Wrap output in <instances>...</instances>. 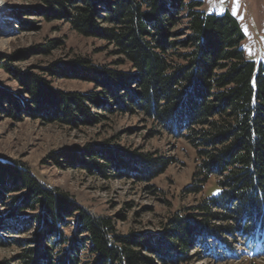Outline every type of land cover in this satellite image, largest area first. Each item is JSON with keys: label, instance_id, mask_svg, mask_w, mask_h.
I'll use <instances>...</instances> for the list:
<instances>
[{"label": "trees", "instance_id": "16d2710c", "mask_svg": "<svg viewBox=\"0 0 264 264\" xmlns=\"http://www.w3.org/2000/svg\"><path fill=\"white\" fill-rule=\"evenodd\" d=\"M39 1L48 18L113 45L121 57L117 64L129 63L130 69L78 58L70 70L98 89L83 93L61 91L44 78L11 68L23 90L20 95L0 90V107L19 112L46 106L58 120L78 125L106 117L92 112L94 107L140 112L196 149L200 163L186 191L198 194L213 177L218 181L195 213H175L166 233L148 239L120 234L113 217L94 216L69 193L0 155V205L12 206L0 209V227L20 220L31 229L23 264H182L204 238L213 237L233 254L231 237L242 236L254 246L264 240V61L246 59L238 20L229 11L206 12L202 0ZM182 20L186 24L179 30ZM82 153L66 156L94 172L111 176L124 169L146 181L174 162L90 147ZM24 210L39 211L18 219ZM66 228H72L70 235Z\"/></svg>", "mask_w": 264, "mask_h": 264}, {"label": "rangeland", "instance_id": "374dc122", "mask_svg": "<svg viewBox=\"0 0 264 264\" xmlns=\"http://www.w3.org/2000/svg\"><path fill=\"white\" fill-rule=\"evenodd\" d=\"M202 1L208 13L229 11L245 35L241 47L246 59L257 64L264 61V0ZM0 6V13L5 16L0 20V34L3 30L10 32L9 43L0 46L2 92L20 95L23 90L11 68L44 78L61 91L83 93L98 89L70 70L78 58L98 66L130 69L129 63L117 64L121 57L114 54V46L107 41L83 36L68 22L45 16L39 0H0ZM185 24V20L179 22L178 29ZM49 46V52L43 50ZM6 107H0V155L26 166L46 185L69 193L94 216L113 217L122 235L148 239L163 235L170 229L175 213L192 215L193 208L217 186L218 178L213 177L203 192L186 191L200 163L196 149L185 138L156 128L140 112L131 113L117 106L106 111L94 107L92 112L104 113L106 117L78 125L58 120V114L46 106L33 111L26 106L19 112ZM88 147L119 156L148 153L153 157H172L174 162L151 181L140 180L124 169L107 176L66 156H81ZM6 203L0 205L4 212L12 207ZM38 211L24 210L18 219L26 220ZM29 228L20 220L13 221L11 228L0 227V264H23L26 241L31 235ZM65 232L70 235L72 228ZM206 239L194 243L182 264H264V240L254 246L242 236L231 237L229 241L237 249L233 254L213 237Z\"/></svg>", "mask_w": 264, "mask_h": 264}, {"label": "bare ground", "instance_id": "6f19581e", "mask_svg": "<svg viewBox=\"0 0 264 264\" xmlns=\"http://www.w3.org/2000/svg\"><path fill=\"white\" fill-rule=\"evenodd\" d=\"M0 14H2V13H0ZM0 20L2 21V16H0ZM9 36H10V32L8 30H3L1 32V34H0V46L1 47L5 46L7 43H9V41H10Z\"/></svg>", "mask_w": 264, "mask_h": 264}]
</instances>
